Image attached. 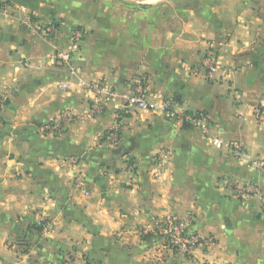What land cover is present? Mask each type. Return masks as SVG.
Segmentation results:
<instances>
[{"label": "crops", "instance_id": "obj_1", "mask_svg": "<svg viewBox=\"0 0 264 264\" xmlns=\"http://www.w3.org/2000/svg\"><path fill=\"white\" fill-rule=\"evenodd\" d=\"M260 1L7 0L0 10V96L7 99L0 264L70 257L78 264H264V117L254 114L264 107V19L253 11ZM18 5L41 29L20 23ZM53 21L59 26L49 36L43 28ZM78 32V77L118 93L143 77L174 97L178 111L207 114L209 131L119 96L100 102L55 56ZM208 53L220 63L213 77L202 65ZM65 110L73 117L60 131L45 129ZM114 126L116 142L108 134ZM162 151L170 160L161 165ZM77 174L87 177L88 196ZM168 215L192 216L202 237L193 255L143 234L156 235ZM41 216L52 231L39 229ZM152 252L167 255L150 260Z\"/></svg>", "mask_w": 264, "mask_h": 264}, {"label": "built area", "instance_id": "obj_2", "mask_svg": "<svg viewBox=\"0 0 264 264\" xmlns=\"http://www.w3.org/2000/svg\"><path fill=\"white\" fill-rule=\"evenodd\" d=\"M10 7L7 0H0V10L6 11ZM18 13V19L22 24L30 28L38 29L41 27L34 26V15L32 11L28 10L25 6L18 5L15 8ZM57 25L52 24L44 27V32L47 35H53L57 32ZM80 35L76 33L72 47L68 50H59L56 52V59L69 67V71L72 76L78 77L77 69L72 64V53L79 48ZM203 67L209 76L213 77L216 72L220 69V63L218 57L214 53H208L202 62ZM78 82L81 86L88 88L90 91L96 93L97 97L102 101V97L114 98L121 97L125 101V104L129 107H133L139 110H148L157 113H165L170 118H178L182 122H185L193 127L201 128L205 132L209 131L208 115L203 112H180L176 109V102L174 97L164 95L158 91H153L148 88L145 78H140L135 82L134 88L130 92L118 93L114 88L108 86L104 81L101 80H90L88 81L83 76L78 77ZM62 89H68L70 82H63L59 85ZM98 110V107H96ZM254 114L258 117H264V107L256 105L254 107ZM73 113L70 110H65L57 114L54 118L48 121L45 125L47 130L60 131L63 124L71 120ZM112 141L116 142L119 139L118 129L115 128L109 134ZM230 147L232 153L236 157H241L244 154V150L241 145L233 144ZM166 151H162V157L167 156ZM161 157V156H160ZM161 157V158H162ZM259 164V163H258ZM255 192H259L257 188ZM192 216H177L168 215L160 220L159 229L161 233L168 238L171 244L178 247L185 253H193L195 248L202 242V237L196 231L192 229ZM39 226H42L43 230H50L52 224L48 219L42 216L39 219Z\"/></svg>", "mask_w": 264, "mask_h": 264}, {"label": "rangeland", "instance_id": "obj_3", "mask_svg": "<svg viewBox=\"0 0 264 264\" xmlns=\"http://www.w3.org/2000/svg\"><path fill=\"white\" fill-rule=\"evenodd\" d=\"M117 1H119V0H117ZM121 2H123L124 0H120ZM260 4H264V0H261L260 1V3L259 4H257L256 5V8L255 9H253V11H255V13H254V15H256V14H258L259 16H261L262 17V19H264V9L263 10H261V8L258 10L257 8H258V5H260ZM262 6V5H261ZM263 7V6H262ZM264 8V7H263ZM33 13V12H32ZM85 14H87L86 16V18H91V13H85ZM20 23H21V21H20ZM52 24H55V25H57L56 27H57V29H58V23H57V21H53V22H51V23H49L48 24V26H50V25H52ZM84 27V26H83ZM78 34L80 35V37L82 36L81 35V32H78ZM262 36L263 35H261V38H262ZM81 40V39H80ZM72 63H73V61H72ZM75 67V66H74ZM16 80V79H15ZM6 101H7V99H6V94L4 93L2 96H0V110L2 109V106H3V104L4 103H6ZM115 128H117V129H119L118 128V126H114L111 130H110V132L108 133V134H110L111 133V131L113 130V129H115ZM170 157H168V156H165V157H162V160L161 159H159V163L162 165V163L164 162V159H167L166 161L168 162V160H170L169 159ZM76 181L78 182V181H80V183L82 184V187L84 188V192H85V194L88 196L89 194H90V188L88 187V184H87V177H85V176H83V177H81V176H79V174H77L76 175ZM42 217V216H41ZM40 217V218H41ZM39 218V219H40ZM48 221L52 224V222L48 219ZM160 222V221H159ZM39 223V222H38ZM161 223V222H160ZM159 223V224H160ZM52 229H53V224H52V228L50 229V230H48V231H52ZM153 232H155L156 233V235L155 234H153V235H150L149 233L148 234H146V233H143L144 235H145V237L146 238H148V239H150V240H152V239H155V240H161V241H163L162 243L163 244H166V246H167V248H169V249H171V251H173V253H175L176 254V252L177 253H183V255H186L187 257H189L190 255H193L192 253H185V252H183V251H181L178 247H176V246H174L173 244H171L170 243V241L168 240V238H166L162 233H161V231H160V229H159V226H158V230H153ZM148 236V237H147ZM150 236V237H149ZM144 236H142L141 235V238H143ZM145 237H144V239H145ZM173 249V250H172ZM179 251V252H178ZM150 255V257H149V259L150 260H152V259H159L161 256V258H163V257H165L166 255H167V253H162V254H160V255H158V254H154L153 252L152 253H150L149 254ZM66 262H70V264H78V263H72L73 261H72V257H70L69 259H66V260H61V261H59L58 263H55V262H50V261H42V262H37V263H33V264H66Z\"/></svg>", "mask_w": 264, "mask_h": 264}, {"label": "trees", "instance_id": "obj_4", "mask_svg": "<svg viewBox=\"0 0 264 264\" xmlns=\"http://www.w3.org/2000/svg\"><path fill=\"white\" fill-rule=\"evenodd\" d=\"M39 227V229H42V226H38ZM47 264V263H46Z\"/></svg>", "mask_w": 264, "mask_h": 264}]
</instances>
